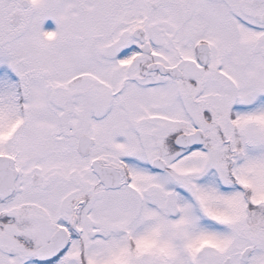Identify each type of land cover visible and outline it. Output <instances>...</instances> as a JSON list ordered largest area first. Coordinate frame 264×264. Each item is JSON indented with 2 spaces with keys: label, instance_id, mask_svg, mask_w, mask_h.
Returning a JSON list of instances; mask_svg holds the SVG:
<instances>
[{
  "label": "snow or ice",
  "instance_id": "obj_1",
  "mask_svg": "<svg viewBox=\"0 0 264 264\" xmlns=\"http://www.w3.org/2000/svg\"><path fill=\"white\" fill-rule=\"evenodd\" d=\"M0 264H264V0H0Z\"/></svg>",
  "mask_w": 264,
  "mask_h": 264
}]
</instances>
